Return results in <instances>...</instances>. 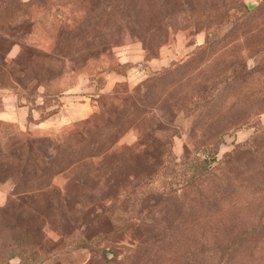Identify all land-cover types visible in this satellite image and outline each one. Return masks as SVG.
Listing matches in <instances>:
<instances>
[{
    "label": "rangeland",
    "instance_id": "1",
    "mask_svg": "<svg viewBox=\"0 0 264 264\" xmlns=\"http://www.w3.org/2000/svg\"><path fill=\"white\" fill-rule=\"evenodd\" d=\"M250 1L256 8L259 0ZM9 2L10 12L0 19L18 11L22 22L13 27L0 24L2 33L12 31L0 40V251L11 242L37 250V259L45 251L41 264H83L87 259L93 264V252L103 249L112 257L107 245L114 244L116 258H122L140 230L176 223L179 207L174 195L181 190L174 183L165 192L149 190L140 216L148 224L151 218L158 220L151 227L134 220L136 232L128 228L109 236L103 232L108 228L104 216L93 218L110 200L135 190L134 182L151 180L153 185L166 175L163 169L172 170L162 169L166 149L162 133L169 134V151L175 160L219 136V158L251 135L249 124L264 123V101L257 100L264 97V69L249 75L229 74L237 64H264V21L245 5L246 0L244 9L226 7L227 15L218 23L210 16V28L193 21L199 14L193 4L189 14L184 7L164 27L162 17L170 12L167 0H135L139 27H126L123 15L108 28L98 29L96 34L110 35L100 44V52L93 50V24L91 39L72 38L84 35L73 33L79 30L74 26L93 23V9H89L93 0ZM206 39L216 43L203 48ZM153 75L158 79L149 84L153 92L149 100L158 109L147 113L153 117L144 122L143 143L135 145L136 129L125 118L117 114L110 124L101 123V103L112 94L131 92ZM213 103L219 104L215 121L213 112H207ZM68 132L79 136L78 132L91 143L98 139V148L111 144L110 152L116 155L108 159L109 167L100 166L93 174L92 158L53 174L57 168L50 159L55 154L51 145L57 135L59 141L74 145L75 140L66 137ZM124 147L130 153L123 155ZM257 204L264 216V197ZM161 205L168 213L160 218ZM96 233L100 235L95 237ZM87 235L92 243L93 236L98 240V247L90 251L76 247ZM8 263L19 264L18 256L8 258Z\"/></svg>",
    "mask_w": 264,
    "mask_h": 264
},
{
    "label": "trees",
    "instance_id": "2",
    "mask_svg": "<svg viewBox=\"0 0 264 264\" xmlns=\"http://www.w3.org/2000/svg\"><path fill=\"white\" fill-rule=\"evenodd\" d=\"M11 1L16 4H27L35 0ZM41 1L51 3V0ZM10 3L9 0H0V15L6 16L4 12L7 10V13L10 12L12 7ZM167 3H169L170 12L164 18L162 17L164 27H169L167 19L173 14L184 12V7L187 8L186 15L189 14L191 4L193 8L197 7L195 12L199 10V14L194 13L197 19L194 17L193 21L203 26H209L212 21L220 22L221 17L227 15L226 7L230 5L244 9L243 0H167ZM175 5L181 7L174 10ZM245 5L248 7L246 2ZM137 8L139 6L135 0H93V7L89 8L93 9V23L86 22L85 27L74 26L79 30L73 33L84 35L82 37L72 36V38L80 39L87 36L91 39L90 28L93 24V50L100 52L102 50L100 44L105 43L110 35L106 32H102L106 34L98 35L96 31L108 28L110 23L117 22L123 15L126 16L124 21L126 27H139L140 22L135 17ZM248 8L256 15L261 14L264 21V0H259L256 8L254 6ZM98 13L101 14L97 15ZM233 14L230 13L229 16ZM102 16L107 19L104 21ZM210 16L213 17L211 22L208 20ZM20 22L22 20L18 11L10 17L0 19V24L11 27ZM165 31L167 34L168 29ZM11 34L12 31L7 34L2 33L0 25V40L3 36ZM212 42L216 43V41L204 40L203 48H208ZM55 44L59 46L58 41H55ZM263 69L264 64L257 61L251 67H247L245 63L237 64L231 67L229 74L244 72L249 75ZM221 74L223 70L218 72L219 76ZM156 77L154 75L147 77L131 92L124 91L115 95L111 93L112 95L101 103V123L110 124L118 114L127 120V125H132L131 127L136 129L135 145H141L145 133L144 122L153 117V114L150 113L147 116V113L156 112L158 109L157 103L153 101L154 105H151L149 100L153 94L149 84L156 81L158 79ZM229 77L232 76L228 75L227 78ZM96 84L94 79V88H98ZM257 100L264 101V97ZM218 107L219 104L213 103L212 111L209 109L207 112H213L211 115L214 116L218 113ZM211 119L215 121V116ZM248 126L253 127L251 135L236 142L232 149L223 151L219 158H216V145L221 141L219 136H213L214 142L198 146L199 148L192 149L191 152L188 150L178 160H175L169 151V134L162 133L163 143L166 144V149L163 151L162 169L170 167L172 170L163 169L166 175L162 173L163 179L153 185H151V180L141 181L138 184L134 182L135 190L128 189L122 198L117 201L116 199L110 200L108 206L95 213L93 218L104 216L108 228L103 232L109 236L128 230V228H134L136 232L138 224L134 220L140 225L151 227L158 220L151 218L152 222L148 224L143 221V216H140L141 209L146 205L144 202L149 190L165 192L164 189H170L174 183L181 190L174 195L176 205L179 207L176 223L170 228L167 225H159L154 227V230L151 228L145 231L140 230L136 235L134 246L129 252L124 253L122 258H116L115 245L109 244L107 250L111 252L112 257H108L105 250L102 249L101 252L98 250L93 252V264H264V216L257 211L259 208L257 203L264 197V123L258 120ZM146 129L150 130L149 127ZM76 134L79 136L70 132L66 135L67 138L71 137L75 140L74 145L65 140L59 141V136H55L54 145H51L55 154L50 158L53 159L54 168H57L53 174L70 170L80 161L91 162L92 158L95 163L93 174L94 169L100 170L98 168L100 166L104 169L109 167L112 161L108 159H113L116 155L110 152L111 144L104 147L100 145L98 148V139L93 138V143H91L89 138L83 139L80 133L76 132ZM102 135L105 136V133ZM63 142L65 145L61 146ZM123 150V155L130 153L125 147ZM63 162L66 164L60 166ZM158 183L159 188L153 189ZM157 211L161 214L160 218L168 213L164 205L159 206ZM99 235L100 233H96L95 237ZM81 240L76 247H86L89 251L92 247L93 249L98 247V240L94 239V236L93 243L89 235ZM3 251L5 255L0 256V264H9L8 258L13 255L18 256L19 264H41L44 260L43 252H45L43 251L37 259L35 257L38 255L37 250L12 245L11 242L1 246L0 252ZM67 251L69 250L64 252ZM135 255L136 259L133 261ZM83 264H91V260L87 259Z\"/></svg>",
    "mask_w": 264,
    "mask_h": 264
},
{
    "label": "water",
    "instance_id": "3",
    "mask_svg": "<svg viewBox=\"0 0 264 264\" xmlns=\"http://www.w3.org/2000/svg\"><path fill=\"white\" fill-rule=\"evenodd\" d=\"M246 4L248 5V7H253V2L250 0H246Z\"/></svg>",
    "mask_w": 264,
    "mask_h": 264
}]
</instances>
